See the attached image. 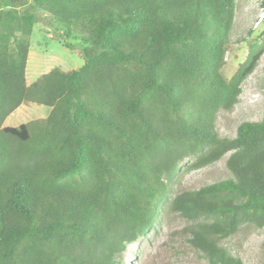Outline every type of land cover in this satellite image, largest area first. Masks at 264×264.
<instances>
[{
    "label": "trees",
    "instance_id": "16d2710c",
    "mask_svg": "<svg viewBox=\"0 0 264 264\" xmlns=\"http://www.w3.org/2000/svg\"><path fill=\"white\" fill-rule=\"evenodd\" d=\"M29 2L0 0V264H121L168 203L165 177L187 158L200 168L226 154L230 178L170 205L200 222L190 243L208 264H243L218 241L264 228V117L234 139L215 121L236 104L264 39L224 76L235 0H31L66 48L84 37V64L27 85ZM23 103L50 113L3 126Z\"/></svg>",
    "mask_w": 264,
    "mask_h": 264
},
{
    "label": "rangeland",
    "instance_id": "374dc122",
    "mask_svg": "<svg viewBox=\"0 0 264 264\" xmlns=\"http://www.w3.org/2000/svg\"><path fill=\"white\" fill-rule=\"evenodd\" d=\"M263 0H235L234 22L230 34L231 45L225 53L222 72L230 78L247 57L249 45L264 39ZM36 14L25 70L26 84L34 83L41 75L57 68L70 72L84 64L81 56L83 36L68 39L72 50L66 48L62 34L57 33L46 14L29 5ZM50 108L33 103H23L4 123L17 127L32 120L45 119ZM264 117V52L252 72L240 84L236 104L229 110H220L215 128L220 138L234 139L237 129L244 122H260ZM229 154L200 168L191 167L192 160H183L176 171L165 177L168 203L160 211L154 228L144 237L129 244L118 258L121 264H208L203 253L191 243L193 231L200 222L184 219L171 209V200L185 191H196L231 177L226 162ZM218 244L243 264H264V228L251 224L242 225L232 236Z\"/></svg>",
    "mask_w": 264,
    "mask_h": 264
},
{
    "label": "crops",
    "instance_id": "0c3cea01",
    "mask_svg": "<svg viewBox=\"0 0 264 264\" xmlns=\"http://www.w3.org/2000/svg\"><path fill=\"white\" fill-rule=\"evenodd\" d=\"M20 107H21V106H20ZM15 111H16V110H15ZM15 111H14V112H15ZM5 122H6V120L4 121V123H5ZM4 123H3V126H5V124H4Z\"/></svg>",
    "mask_w": 264,
    "mask_h": 264
}]
</instances>
